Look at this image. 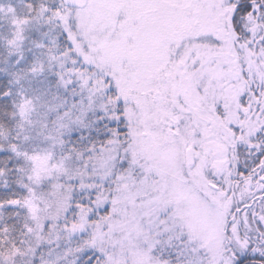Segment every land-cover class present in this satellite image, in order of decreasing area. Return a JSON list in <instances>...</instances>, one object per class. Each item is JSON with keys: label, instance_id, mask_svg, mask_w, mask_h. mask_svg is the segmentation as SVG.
Listing matches in <instances>:
<instances>
[{"label": "snow or ice", "instance_id": "obj_1", "mask_svg": "<svg viewBox=\"0 0 264 264\" xmlns=\"http://www.w3.org/2000/svg\"><path fill=\"white\" fill-rule=\"evenodd\" d=\"M0 264H264V0H0Z\"/></svg>", "mask_w": 264, "mask_h": 264}]
</instances>
